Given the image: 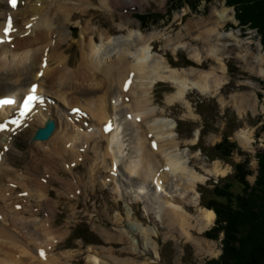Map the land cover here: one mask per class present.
Wrapping results in <instances>:
<instances>
[{
  "label": "rangeland",
  "instance_id": "1",
  "mask_svg": "<svg viewBox=\"0 0 264 264\" xmlns=\"http://www.w3.org/2000/svg\"><path fill=\"white\" fill-rule=\"evenodd\" d=\"M23 1L20 0L18 7L13 8L9 5L10 1L0 0V38L3 42H6L3 30L8 12L15 19L9 35L12 41L8 44L15 42L17 45L20 40L28 37L22 38L21 35H26L27 32L30 36L35 27L52 14L57 26L67 29L64 41L59 34L53 35L51 42L63 43L58 51L53 50L52 58L48 59L50 63H40L44 68L50 65L46 75L55 72L59 67V54L68 63L69 70L77 69L83 54L89 53L88 47L82 46L80 39L85 35L89 41L93 36L90 32L94 29L98 31L95 36L98 44L103 40L99 35L101 32L108 33L107 37L126 36L139 29L145 36L157 33L160 35L159 39L151 43L152 59L153 56L165 57L170 66L179 70L213 72L210 81L214 87L220 84L218 92L205 94L198 91L199 89H190L186 95V103L175 102L169 105L167 98L176 93V88L170 82L160 81L153 87L151 97L139 90L138 85L131 92L121 89L124 92L122 95L117 89L120 106L122 110L127 109L134 104L133 100L137 104H149L151 108L157 109L158 117L169 118L175 122L174 133L180 141V152L186 151L191 157L192 168L207 177L204 183L197 185L201 208L215 212L206 206L205 200L212 198L216 189L223 187L224 180L234 185L233 195L246 193V183L249 188L255 185L260 173L258 156L264 153V74L256 64L255 56L261 51L264 57V37L251 24L243 25L239 21L237 15L243 13L240 12L245 9L243 5H234V0H116L111 7H105L102 0H85L84 7L89 12H82V9H76L78 0H25L27 7L20 8ZM56 5L65 6L63 8L75 5L73 14H77L64 20L62 18L66 10L63 9L59 17L54 10ZM245 6H248L246 9H254L252 4L247 3ZM2 8L6 10L3 11ZM226 8L233 11L235 20L223 24L215 15ZM258 9L256 6L253 22L255 26L260 25L264 32V6ZM19 16L32 17L34 21L30 18L32 23L29 21V25L24 27L22 24L28 18L22 21V18L18 19ZM8 48L16 49V46L8 45ZM195 54L199 58H195ZM11 55L13 53L0 52V76L4 74L2 70L9 65L7 62L12 60ZM262 69L264 70V64ZM40 70L36 74H40ZM40 75L39 78H42V73ZM199 75L197 72L194 76L198 78ZM93 77L97 79L98 74ZM195 77L190 80L196 81ZM45 85V90L55 88L52 84L51 87L47 83ZM105 91L106 89L80 93L74 90L70 92V97L65 95L74 106L64 105L62 99L45 92L42 96L47 97V101L44 100L42 105L48 104L50 98L53 100L49 108L54 121L60 126V131L69 124L68 129L76 125L82 127L78 132L91 133L95 125L100 128L104 122L92 118L85 111L74 113L73 107L81 105L80 108H92L99 103V98L105 95ZM242 95L247 97L245 105L240 104ZM70 108L73 110L70 111ZM69 111L77 116L75 119L70 117V121L65 120ZM83 116L85 122H78ZM116 118L120 119L119 116ZM30 127L31 124H26L21 131H13L15 133L12 136L3 137L6 134L4 132L0 137V153L3 159L0 165V264H14L16 260L15 264H53L54 259L59 264H92L89 256L94 254L101 259L100 264H223L225 233L224 228L217 222L216 212L213 224L204 231L192 229L186 235L184 230L171 225L167 215L158 214L155 210L151 194L153 189L150 187L152 185L144 184V188L150 191L146 197L139 190L142 182L137 180L135 173H127L132 165L130 157L135 159L137 156L133 144L128 146L127 141L124 147L120 145L123 152H118V161L123 165L119 172L120 177L119 174L111 172L115 161L113 157H108L104 164L106 141H99L98 148L92 149L88 155L78 151L84 157L81 158L82 161H78L77 168L74 167L76 162L70 163L71 159L60 162L62 168L57 165L60 164L57 163L58 159L48 167L41 152L53 148V142L43 144L39 153L33 152L39 148H35V132L32 133L34 129ZM73 132L77 134L75 129ZM245 134L251 136L247 146L240 142V137ZM223 142L224 146L229 147L227 153L230 161L219 158L213 160L217 155L213 148ZM92 145H95L94 142ZM216 165L225 173L218 176L208 175L206 172L213 170ZM236 165L250 172L244 177L245 183L234 177L237 172ZM30 178H33V182ZM33 194L37 196L32 199L30 195ZM37 197L43 201L37 200ZM248 204V207L252 205V201ZM245 208L247 205L243 209ZM187 209L192 215L198 214L195 207ZM247 209L240 213H245ZM34 220L38 222L39 229L49 230L51 235L34 241L29 235ZM246 221V224L251 225L255 218H244L243 222ZM22 223L29 224V227L21 226ZM138 226L154 231L155 234L147 239L140 234ZM82 233L84 237L80 238ZM147 242H152L157 247L160 256L155 255L154 248L147 247ZM51 244L52 248L47 249L50 257L46 262V250H41L45 257L37 250ZM240 251L237 250L238 253ZM240 256L243 257V254L240 253Z\"/></svg>",
  "mask_w": 264,
  "mask_h": 264
},
{
  "label": "bare ground",
  "instance_id": "2",
  "mask_svg": "<svg viewBox=\"0 0 264 264\" xmlns=\"http://www.w3.org/2000/svg\"><path fill=\"white\" fill-rule=\"evenodd\" d=\"M5 1L7 2L10 0ZM24 1L20 8L27 7V1ZM78 1L79 2L76 3L77 8L75 5L71 8H63L65 6L56 5L54 10L60 17V14L63 12L62 10L65 9V15L62 18L64 20L70 19L73 14V9L75 8L82 9V12H89V9L86 6L84 7L86 1ZM115 1L116 0H102V3L105 7H111L114 3H116ZM20 3V0H16L15 7L12 6L11 2L9 5L10 7L17 8ZM139 4L136 6H139ZM140 5L142 6V4ZM2 9L3 11L6 10L5 8ZM76 14L77 13L74 12L73 16ZM9 15L10 13L8 12V16L6 17L7 21L5 20V28L8 26V22L10 20L12 29L14 16ZM215 16H217L218 21L223 24L228 21L235 20L233 11H229L227 8L217 12ZM20 18H22V21H26L28 18V20L22 24L26 27L29 25L27 23L29 21L31 22L29 19L32 17L19 16L18 19L20 20ZM32 21H34L33 18ZM61 22L62 20L60 23ZM33 27L34 26H32V29ZM66 30L60 29L57 26L54 14H52L48 18L43 19V21L35 27V30L31 32L32 34L30 36L27 32L25 33L26 35H21L20 37L22 38L28 37L20 40L21 42L19 41L17 45L15 42H12L11 44L7 43L6 39L11 38L9 36L10 34L8 37H5L4 35L6 42H3V39L0 38V45H2L0 46V52L13 53V55L10 56L12 60L7 62L9 65L2 70V73L4 74L0 76V100L2 98H11L15 101L14 104L7 105L0 111V123H3L4 126L7 125V127H4V131L1 132L0 137L4 132L6 134H4L3 137L13 135L12 132L10 133V129L13 128V120L18 117L16 114L17 112L15 113L14 111V106L20 98H23L30 92L33 85L38 86L37 93L41 96L42 102L41 104H36L35 108L26 117L18 131H21L25 127L24 125L31 124L32 127L30 128L34 129L32 133H37L38 130L46 128L45 124L48 120L54 121L52 117V110L49 108V105L53 103V100L50 98L51 101L49 100L48 104L46 103L45 105H42L44 100L47 101V97L45 98L42 96L45 92L52 94L55 98L62 99L64 105L74 106L67 100L68 95L70 97V92H74V90H76L80 93H88L89 91L94 92L106 89L105 95L102 97L100 96L101 98H99V103H97L94 107L85 108V106H82L80 108L79 106L81 105H75L78 106L77 108H80V111H85L89 113L92 118L104 122L101 124L100 128L99 125H95V129H92L91 133H80L78 131H81L82 127H76V125H74L72 126V129H68L67 126L70 125L67 124L66 128L60 131L59 124L55 122L56 129L48 140H33L35 148L36 146L39 148H36L33 152L36 151L39 153L43 144L47 145L53 142V148L49 150L44 149V151L41 152L42 157L46 159V165L51 166L52 164L50 163L56 162L55 159L59 160L57 163L71 159L70 163L76 162L74 167L77 168L78 161L84 157L80 155L78 151L88 155L92 149L95 150L98 148L99 141H106L107 147L105 153L103 154L104 164L107 163L106 161H108V157H113L115 161L112 164V169L115 171L111 169V172L113 174H119L123 165L118 161V159H120L118 152L123 153L121 152L122 150L120 145L124 147L126 145L125 142L128 141V146L133 144V147L135 148L134 153H136L137 156L135 159L134 157H130L132 159V165L128 168L129 172L127 171V173L130 175L135 173L134 176H137V180L142 182L141 186H139V190L142 194H145L146 197L149 196L150 191L144 188V184H151L153 186H150L153 189L151 194L153 195L152 197L155 204V210L158 211L157 213H164L165 216L167 215L169 223L184 230L186 235H189L192 229L204 231L209 228L213 224L216 214L212 210L200 207V199L198 197L199 192L197 189V185L204 183L207 180V177L192 168L190 165L191 157L188 153H186V151L180 152V141L178 136L174 133L176 128L175 122L169 118L158 117L156 108H151V105L149 104H137L134 100V104L132 106L122 110L118 94L121 93L122 95L124 93L121 89L131 92L138 85L140 87L139 90H142L147 97H151L153 87L158 82L164 81L172 83L176 88V93L167 98V103L169 105L174 104L175 102L186 103V95L190 89H199L198 91L205 94L214 93L215 91L218 92V86H220V84H217L215 87L211 85L210 80L214 75L213 72H200L196 69L179 70L170 66L165 57L153 56L152 59L153 50L151 43L159 39L160 35L157 33H150L148 36H145L139 29L130 33V35L107 37L108 33L103 34V32H101L99 35L103 38V40L101 44H98L95 42V36L98 31L94 29L90 32L93 36L89 38V41L86 39L88 36L85 37V35H83L80 39L82 46L88 47L89 53L85 52L87 54H83L82 62L78 68L76 67L77 69L72 71L69 70V67L67 66L68 63L62 59V54H59V67L55 72L46 75L50 65L44 68L40 65V63L43 62L42 64H44L45 61L47 64L50 63V60L48 59L52 58L53 50L58 51L63 43L51 42L53 35L55 33L59 34L64 41L66 40ZM85 42H88V44ZM8 45L12 47L15 45L16 49H10L8 48ZM260 48V45H258L259 50ZM212 51L215 54V50L213 49ZM195 58H199V55L195 54ZM255 59L256 64H258V67L260 66L259 68H261V73L264 74V70L262 69L264 57L262 56L261 51L257 56H255ZM38 70H40V74L42 73V78H39L41 76L39 73L36 74ZM197 72L200 74L198 78L194 76ZM95 74H98L97 79H94L95 77H93ZM191 77H195L197 80L191 81ZM127 80L128 84L126 86L125 83ZM45 83H47V85L49 84L48 87H51L52 84L55 88H49V90L46 89V91L44 89L46 86ZM117 89H119L120 92ZM117 91L119 93H117ZM136 93L137 91L134 92L133 95L135 96ZM65 95H67V97ZM241 97L240 104L245 105L247 103V97L245 95H242ZM123 99L125 101L124 96ZM45 106L46 109H43ZM73 108L75 109V107ZM71 110L72 109L70 108V111ZM70 111L67 112L69 114H66V119L64 117L65 120L70 121V117L74 119L77 117L72 115ZM114 116H119L120 119L118 120L116 117L114 118ZM84 118L85 116L80 117L78 122H85ZM127 120H130V122H127ZM108 124L113 128L111 132H106L104 129ZM73 129L77 131V134H74ZM250 137L251 136L245 134L240 137V142L247 146L249 144ZM93 142L95 145H92ZM90 145L92 146L88 149ZM138 157L140 158L139 160L137 159ZM47 161L49 162L47 163ZM2 162L3 159L0 160V165ZM57 165L62 168L61 163ZM97 167L99 169L101 168L98 163ZM70 169L72 168L70 167ZM206 173L208 175L218 176L220 174L223 175L225 171L223 172L220 166L216 165L213 170H208ZM32 179L33 178H30L29 180L33 182ZM137 183L138 182H136V184ZM137 194L139 193L137 192ZM139 195L141 196V194ZM36 196L37 194H33V196L30 195L32 199ZM37 200L43 201V199L41 200L40 198ZM17 205H15V207ZM25 206L26 205H24V207ZM187 207H195L198 209L196 211L198 214L196 216L192 215ZM33 222L34 224L30 226L33 231H29V235L34 238V241H36L37 238L40 241V237L43 238L51 235L49 230L44 228L39 229L38 222L36 220ZM21 226L29 227V224L22 223ZM138 227L140 234H142L143 237L146 236L147 239L148 237L150 239L151 235L155 234L154 231L141 229L140 226ZM45 228H47V226ZM50 247L52 248V244L49 247L45 246V248H39L37 252L45 249L48 255V252L50 251L47 249ZM147 247L154 248L155 255L160 256L157 247L152 242H147ZM49 257L50 253L48 257L45 258L46 262ZM89 261L92 264L101 263V259L96 254L90 255ZM53 264H59V261L54 259Z\"/></svg>",
  "mask_w": 264,
  "mask_h": 264
},
{
  "label": "trees",
  "instance_id": "3",
  "mask_svg": "<svg viewBox=\"0 0 264 264\" xmlns=\"http://www.w3.org/2000/svg\"><path fill=\"white\" fill-rule=\"evenodd\" d=\"M237 3L243 5L245 8L240 11L243 12L241 14H238L239 11H237L239 21L243 25L251 24L252 28L260 30L262 37H264V32L260 25L255 26L253 22V13L256 12L255 8L257 6L259 9H262L264 0H261V2H256L255 0H234L233 4ZM247 3L249 5L252 4L253 11L252 8L249 9L250 7L248 8L249 10L246 9L248 7L245 6ZM262 41L264 44L263 39ZM224 143H219L213 148V152L217 153L213 157V160L216 158L225 161L229 160L230 156L227 153L229 147L224 146ZM258 158L260 160V173L252 188H249V185L246 183L247 187L244 188L246 193H235L233 195L235 192L233 191L234 185L224 180L222 181L224 182L223 187L216 189L217 191L212 198L205 200L206 206L215 210L218 224L220 223L221 227L224 228L223 264H264V153L260 154ZM235 168L237 172L234 177L237 180L243 181L244 177L250 174L248 170L246 171L237 165ZM243 183L245 182L243 181ZM204 195L203 193V197ZM249 201H252V205L248 207ZM246 205L248 209L245 208L247 209L245 213H240L245 210L243 208ZM250 216H253L255 221H252L251 225H248L246 224L247 221L245 223L243 221L244 218L247 220V217L249 218ZM76 231H79L78 228ZM82 237H84V233L81 234L80 238ZM237 250L241 251L238 253ZM240 253L243 254V257L240 256Z\"/></svg>",
  "mask_w": 264,
  "mask_h": 264
},
{
  "label": "snow or ice",
  "instance_id": "4",
  "mask_svg": "<svg viewBox=\"0 0 264 264\" xmlns=\"http://www.w3.org/2000/svg\"><path fill=\"white\" fill-rule=\"evenodd\" d=\"M10 2H11V4H12V6L13 7H15L16 6V0H10ZM12 29H11V21L9 20V22H8V26L5 28V34H7L8 32H10ZM35 86H33V88H32V92L34 93L35 92ZM37 99V97L35 96V95H28L26 98H25V100L23 101V105H24V107L25 108H28L30 105H31V103L33 102V101H35ZM15 103V101L13 100V99H11V98H7V99H3V100H0V107H2V106H4V105H12V104H14Z\"/></svg>",
  "mask_w": 264,
  "mask_h": 264
},
{
  "label": "water",
  "instance_id": "5",
  "mask_svg": "<svg viewBox=\"0 0 264 264\" xmlns=\"http://www.w3.org/2000/svg\"><path fill=\"white\" fill-rule=\"evenodd\" d=\"M56 129V124L54 121L50 120L46 124L45 129H40L37 131L36 135L34 136V140H41V141H46L49 139V137L52 135V133Z\"/></svg>",
  "mask_w": 264,
  "mask_h": 264
}]
</instances>
